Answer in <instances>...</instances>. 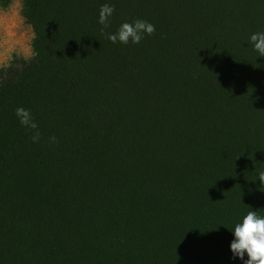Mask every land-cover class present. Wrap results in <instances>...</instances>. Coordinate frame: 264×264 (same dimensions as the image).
<instances>
[{
	"label": "trees",
	"instance_id": "16d2710c",
	"mask_svg": "<svg viewBox=\"0 0 264 264\" xmlns=\"http://www.w3.org/2000/svg\"><path fill=\"white\" fill-rule=\"evenodd\" d=\"M22 2L35 56L0 67V264H243L232 230L264 216V0ZM105 3L106 33H155L111 42Z\"/></svg>",
	"mask_w": 264,
	"mask_h": 264
},
{
	"label": "clouds",
	"instance_id": "9594fccd",
	"mask_svg": "<svg viewBox=\"0 0 264 264\" xmlns=\"http://www.w3.org/2000/svg\"><path fill=\"white\" fill-rule=\"evenodd\" d=\"M114 11V5L105 3L100 7L98 18V23L103 25L102 33L111 42L138 44L145 35L151 36L155 33V26L142 19H137L133 23H122L114 34L106 33L104 30L110 26L109 18ZM250 43L253 45L254 50L259 53V56L264 57V33L252 34ZM15 116L20 125L31 133V141L39 143L42 134L31 111L23 107H17ZM48 143H57V138L50 136ZM258 179L261 182V186H264V171L258 173ZM232 233L234 239L230 244V250L233 258L238 257L243 261V264H264V216H259L255 210L248 211L242 221L234 226ZM245 254L247 259H245Z\"/></svg>",
	"mask_w": 264,
	"mask_h": 264
},
{
	"label": "rangeland",
	"instance_id": "374dc122",
	"mask_svg": "<svg viewBox=\"0 0 264 264\" xmlns=\"http://www.w3.org/2000/svg\"><path fill=\"white\" fill-rule=\"evenodd\" d=\"M35 31L23 14L22 0H13L8 7L0 4V67L15 56L33 58Z\"/></svg>",
	"mask_w": 264,
	"mask_h": 264
}]
</instances>
